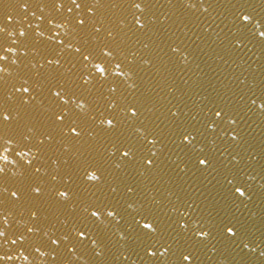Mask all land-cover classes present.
I'll use <instances>...</instances> for the list:
<instances>
[{
	"label": "water",
	"instance_id": "water-1",
	"mask_svg": "<svg viewBox=\"0 0 264 264\" xmlns=\"http://www.w3.org/2000/svg\"><path fill=\"white\" fill-rule=\"evenodd\" d=\"M198 2L201 0H149L153 7L143 15L129 9L123 0H101L102 6L91 9L88 5L95 0H76L81 8H75L72 0H27V13L17 6V0L0 3V56L7 57L0 60V119L8 112L14 117L10 126L0 127L20 146L18 151L28 152L23 161L13 155H8L7 163L0 159V167L5 168V173L0 174V232L6 236H0V258L12 257L0 259V264H93L91 253L93 249L101 251L99 242L69 253L59 241L67 244L65 237L75 236L73 225L79 227V221L88 215L85 209L108 203L113 196L127 208L129 219L144 202L143 196L125 195L118 180L125 176V169L111 153L115 151L112 141L118 132L145 134L139 122L128 127L131 121L125 112L130 115L127 104L135 102L142 91L151 93L152 88L159 96L142 109L141 119L151 117L165 131L163 117L157 119L162 105L185 113L181 117L185 120L196 116L201 107L212 101L243 108L240 127L244 140L236 149L239 155L233 152L229 156L224 151L226 144H216L223 153L221 160H239L243 156L248 161L244 182L251 187L243 197L234 192L227 180L218 184L217 179L222 178L216 172L193 176L171 151V160L180 163L176 184L164 177L155 188L149 185L146 195L149 199L155 197L163 207L162 216L167 214L175 219L183 215L181 224L189 217L201 218L209 226L227 219L246 223L247 247L241 244L237 248L209 237L199 264L264 262V173L260 167L264 107L259 100L255 105L248 100L249 89L258 90L264 68V52L257 42L264 39L259 37L264 25L253 24L257 41L248 42L246 48L235 41L243 51L233 52L229 44L230 29L235 32L233 5L254 4L259 10L264 0H202L205 7L213 5L203 14L202 10L180 6ZM133 13L146 24L142 31H136ZM8 15L13 17L10 23L5 19ZM81 19L85 20L84 25L79 24ZM21 30L26 32L24 37L18 35ZM61 40L63 44L59 43ZM77 48L81 51L77 52ZM4 49L11 51L6 53ZM109 49L112 56H104L102 52ZM81 53L89 59L84 60ZM97 63L107 67V79L96 73ZM116 63L121 64V69H115ZM129 66L134 71L125 76L112 74L127 71ZM25 87L28 93L23 92ZM113 87L115 92L110 91ZM245 102L252 111L244 107ZM57 113H66L63 123L56 120ZM113 117L121 121L118 132L102 123ZM73 121L79 125L77 137L68 134L67 126ZM221 135L228 140L235 133ZM42 138L44 144L39 143ZM211 146V137L207 145H196L197 149ZM173 147L169 144V149ZM159 148L157 145L153 149L158 156ZM29 158H34L31 168L25 166ZM96 176L101 179H95ZM36 188L40 189L39 195L34 192ZM111 188L116 192L112 193ZM57 190H67L69 199L64 201ZM12 191H17L20 198L12 197ZM33 211L37 213L36 219L32 218ZM116 219L127 228L123 220ZM122 234L116 232L113 238L119 239ZM53 240L58 243L53 244Z\"/></svg>",
	"mask_w": 264,
	"mask_h": 264
},
{
	"label": "snow or ice",
	"instance_id": "snow-or-ice-1",
	"mask_svg": "<svg viewBox=\"0 0 264 264\" xmlns=\"http://www.w3.org/2000/svg\"><path fill=\"white\" fill-rule=\"evenodd\" d=\"M2 2L3 0H0V3ZM72 3L75 8H81L82 6L80 3H76V0H72ZM123 3L129 9L138 10L141 15L146 11H150L151 7H153L149 3V0H123ZM17 6L27 13L29 7L27 0H23V2L17 0ZM100 6H102L101 0H95V3L88 5L90 9ZM180 6L195 9L197 12H201L202 10V14L208 13L209 9L213 7L211 3L205 7L202 0L198 3H187ZM233 9L232 26L235 28V32H231L230 29L229 44L232 45L231 50L233 52L238 50L243 51V49L237 48L235 41L238 40L245 48L248 42L257 41V34L253 31L252 26L255 22L264 25V5L259 6V10H257V6L254 4L233 5ZM68 11L71 12L72 8H69ZM133 18L136 21L134 25L136 31H142L146 27V24L141 23V17L136 16L135 13H133ZM5 19L6 22L10 23L13 17L8 15ZM79 24L84 25L85 20L81 19ZM96 31L99 32L100 29L97 28ZM18 35L19 37H24L26 32L21 30ZM259 37H264V31L259 32ZM257 42L261 51L264 52V39H259ZM59 43L63 44L64 42L61 40ZM4 51L7 53L11 49H4ZM76 51L80 52L81 50L77 48ZM172 51H175V49H172ZM81 54L83 55V53ZM102 54L110 57L112 56V51L109 49L103 51ZM6 59V55L0 56V60ZM83 59L88 60L89 56L83 55ZM48 63H51V61H48ZM94 67L96 73H99L100 78H108L107 67L101 63L95 64ZM115 69H121V64L116 63ZM132 71L134 69L129 66L127 71L120 70L112 74L115 76H125L128 72ZM110 91L115 92L116 88L113 87ZM23 92L28 93L29 89L25 87L23 88ZM249 92L251 94L248 96V100L251 101V105H255L256 101L259 100L261 106L264 107V68L261 71L258 90L249 89ZM152 93H155V96ZM60 95V92L56 93L57 97H60ZM158 96L159 93H156L155 88H152L151 93L147 90L142 91L135 102L127 104L130 115L126 111L125 116L131 121L128 127L132 128L133 124L139 122L145 129V134L142 136H136L131 132H118V125L121 121L115 117L102 121V123L107 124L109 129L118 132L116 139L112 141V147L115 151L111 155L118 157L125 169V176L118 178L119 183L123 184L126 190L125 195L132 193L143 196L144 202L140 204L136 214L131 216L130 219L126 215L127 208L114 196L108 203L101 202L93 206L92 210L85 209L88 215L79 221V227L73 225L75 236L65 237L68 240L67 244H64L63 240L59 241L67 252L83 251L88 248L89 243L96 244L99 242L102 245L101 251L96 252L93 249L91 253L93 264H136L137 261H141L142 264L143 262H147V264H186L188 261H192L193 264H199L201 254L207 247L209 237L230 243L237 248L241 244L247 247V243L245 242L248 230L246 223L239 220L233 222L231 219H227L209 226L201 218L193 219L189 217V219L181 224L180 221L184 219L183 215L175 219L167 216V214L162 216L163 207L156 201L155 197L149 199L146 195L149 191V185L155 188L164 177L168 178L167 182L176 184V178L180 175L177 170L180 167V163H183L188 172H191L193 176L197 173L203 175L209 171L216 172L217 177L222 178L217 179L218 184H222L224 180H227L228 184L232 185L234 192L243 197L245 190H250L251 187L244 182L246 168L249 166L248 161L244 160V157L241 156L239 160L233 158L225 162L219 158L223 153L216 147L217 141H219L227 145L224 151L228 152L229 156H232L233 152L239 155L236 149L242 146L244 140L240 127L244 119V116L241 114L243 108L229 107L212 101L201 107L196 116L185 120L181 118L186 115L185 113L179 110L178 112H173L170 107L162 105L163 110L160 116H157V119H160L161 116L163 117L162 122H166L167 128V131H165L151 117L141 119L144 116L142 109L149 103H152ZM64 103H67V101H64ZM153 107H155L154 103ZM244 107L248 111L253 110L247 102H245ZM147 110L151 112L152 108H148ZM65 116L66 113H57L56 120L63 123ZM261 116L264 117V112H261ZM12 119H14L12 113L8 112L0 119V126H10L9 122ZM114 119L116 120L115 123ZM193 120L195 123L192 122ZM67 128L68 134L72 137L80 135L78 131L79 125L75 121L70 123ZM230 132L235 133V135L230 136L228 140H224V136L221 134L227 135ZM41 135L47 138L46 134L42 133ZM209 137H211L212 146L197 149L196 145L198 143L207 145ZM45 138L40 139L39 143L44 144ZM169 144L174 145V147L169 149ZM157 145H160L158 149L159 156L156 151H153ZM18 147L20 146L14 143L12 136L8 135L3 130V127H0V159L7 163L8 155H13L14 157H20L23 161L28 156V152H23L22 149L18 151ZM23 147H28V145H24ZM229 148L232 149L231 152L228 151ZM169 151L177 155L180 163L171 160ZM33 159H27L25 166L29 168L33 167ZM169 161L171 162L169 163ZM117 166L120 167V165ZM260 167L261 172L264 173V149L261 150ZM35 171L39 172V167H36ZM4 173L5 168L0 167V174ZM228 176H231V180H228ZM95 179H101V177L96 176ZM233 181H235V184L232 183ZM177 187H180V185L177 184ZM34 192L39 195L40 189L36 188ZM111 192L115 193L116 189L111 188ZM57 195L64 201L69 199L67 190H57ZM11 196L16 199L20 198L17 191H12ZM177 199L180 200L181 197L177 195ZM169 203L172 202L169 201ZM183 203H187V201L184 200ZM188 206L192 207V205ZM72 212H76L75 207H73ZM101 217L107 219V223ZM117 217L127 224V228L120 226L119 220L116 219ZM32 218H37L35 211L32 212ZM141 221H145V223L141 224ZM113 228L116 229L115 232L112 231ZM213 229L216 231L215 236H213ZM28 231L31 232L33 229L28 228ZM116 232L123 233L119 239L113 238ZM0 236H5V233L0 232ZM11 243L16 244V240H12ZM52 243L57 244L58 241L53 240ZM98 257L99 260L97 259ZM5 258L8 260L12 259L11 256L0 259Z\"/></svg>",
	"mask_w": 264,
	"mask_h": 264
}]
</instances>
